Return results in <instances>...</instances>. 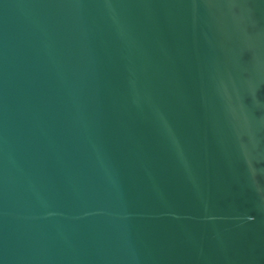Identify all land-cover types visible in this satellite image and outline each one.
Instances as JSON below:
<instances>
[{"label":"water","instance_id":"obj_1","mask_svg":"<svg viewBox=\"0 0 264 264\" xmlns=\"http://www.w3.org/2000/svg\"><path fill=\"white\" fill-rule=\"evenodd\" d=\"M0 264H264V0H0Z\"/></svg>","mask_w":264,"mask_h":264}]
</instances>
